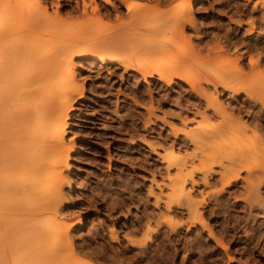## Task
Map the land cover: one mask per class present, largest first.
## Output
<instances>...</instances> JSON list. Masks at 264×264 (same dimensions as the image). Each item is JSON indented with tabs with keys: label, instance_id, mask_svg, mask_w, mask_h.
Segmentation results:
<instances>
[{
	"label": "rangeland",
	"instance_id": "1",
	"mask_svg": "<svg viewBox=\"0 0 264 264\" xmlns=\"http://www.w3.org/2000/svg\"><path fill=\"white\" fill-rule=\"evenodd\" d=\"M38 1L51 21L40 32L47 41L39 52L69 48L77 94L64 119L59 202L38 218L32 207L0 203V264H264V106L244 93L233 98L203 82L191 91L182 80L143 78L76 54L119 38L134 48L120 57L137 65L169 54L197 61L191 70L206 66L207 74L222 71L228 60L232 69L241 55L238 67L248 74L243 81L256 83L264 76V46H254L264 44V0L195 1L196 28L186 24L181 33L168 22L186 7L184 0H157L156 15L141 21L121 0ZM152 26L162 27L153 43L142 36ZM139 44H152L155 52L145 53ZM212 57L218 62L211 68ZM262 85L252 94L264 99ZM204 125L223 130L203 139ZM252 141L250 151L238 154ZM35 219L48 236L38 231L36 238L25 226L33 228Z\"/></svg>",
	"mask_w": 264,
	"mask_h": 264
},
{
	"label": "bare ground",
	"instance_id": "2",
	"mask_svg": "<svg viewBox=\"0 0 264 264\" xmlns=\"http://www.w3.org/2000/svg\"><path fill=\"white\" fill-rule=\"evenodd\" d=\"M103 1L106 3L110 2V0ZM121 1L125 3L124 9L126 13L130 14L133 11L140 21L156 15L153 3L157 2V0H151L148 5H146L147 3L145 4V0H137L134 6L131 0H128V3H126V0ZM184 1L187 3L184 5L186 7H183L184 9L178 8L168 22V24L170 23L169 25L175 27L173 30L176 29L179 33L183 31L186 24L193 29L196 28L191 16V10L195 1L204 3L210 0ZM181 5H178V7ZM263 7L264 3H262ZM101 12L104 13L105 11ZM103 16L105 17V15ZM262 20L264 22V15ZM50 23L51 21L46 15L44 7L38 0H0V203L11 199L13 202L8 201V203H15L16 207L20 206L27 209L32 207L33 216L35 215L37 218L49 207H54L59 202L61 175L58 167L67 157V146L63 145V125L64 119L67 116V109L69 110L71 98L77 94L75 82H73L69 68L71 65L69 48L60 46L52 53H44L46 55L41 54L43 51L39 52L41 43L47 41L46 38L41 36L40 32L48 28ZM253 25L255 24H251L248 35L253 33ZM152 27V29L145 30L142 36L150 37L153 43L160 34L162 27ZM236 28L240 29V23H237ZM259 36L262 39L264 38L262 37L264 36V30ZM125 41L118 38L107 43L105 48H95L94 45L80 47L76 50V54L78 56H87L86 58L89 56V58L101 65H114V68L117 67L115 65L121 66L125 70H130V72L132 71L143 78H153L156 76L161 81L171 83L182 80L185 84L189 85L191 91L195 90V84L203 82L204 84L220 87L225 91L232 92L234 94L233 98L240 93H244L249 101L264 106V99L257 97L258 95L256 96V94H252L254 91L252 90L253 86L264 85V76H261V81L256 83L244 82L243 79L247 78L248 74L238 67L239 63L241 65V62L244 60V57L241 55L233 60L234 66L232 69L227 66L228 60L223 64L222 71L207 74L206 66L196 71L191 70L193 65L198 64L197 61L194 63L188 60L176 59L172 56L169 58L170 55L166 53H169L171 45L163 46V53L166 54V56L164 55L166 58L163 57L161 62L158 61L157 63V60L151 59L146 63L142 62L141 65H137L138 63L135 64L134 61L125 60L120 57L123 52L134 50L133 47L127 46ZM132 41H130L131 44H137ZM143 42L145 43V41ZM255 43V49H260L262 45L264 46L262 43L261 45H256ZM139 45L138 48L145 53L155 52L152 44ZM163 53L161 54L163 55ZM208 61L209 64L205 62L210 67L213 64L216 65L217 63L215 62H218L217 57H212ZM260 61H264V58ZM205 62L202 61V64L204 63L205 65ZM259 63V61L256 63L258 69L260 66L262 67L261 63L260 65ZM249 64L251 66L254 65L251 59L248 61ZM262 68L264 69V67ZM209 106L216 111L213 103L209 104ZM207 127L209 126H203V139L206 135L211 137L220 135L223 130L222 127L216 129ZM206 130L207 133H204ZM254 144L255 141H252L244 145L238 154L243 155L245 151H250ZM260 166L264 168V162ZM14 170L15 172H13ZM180 171L181 167L178 169V172ZM251 171L248 170V173H251ZM12 173L16 175L13 176ZM238 176L239 173L237 174ZM180 187L179 191H182V185ZM15 194L17 201L20 200L21 202L13 200ZM8 205L10 206L11 204ZM15 205L12 204L13 208H11L16 209ZM39 223L41 221L35 219V222L32 224L33 228L25 225L28 229L31 228L34 232H37L35 234L36 238L37 236L40 237L38 231L42 236H45L44 233L47 235L49 232V229L43 228ZM62 231L67 235L66 227ZM64 241V245L69 243L67 236H65Z\"/></svg>",
	"mask_w": 264,
	"mask_h": 264
}]
</instances>
